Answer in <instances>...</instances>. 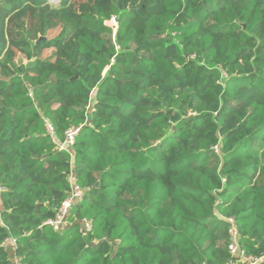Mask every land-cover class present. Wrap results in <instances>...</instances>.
<instances>
[{"label":"trees","instance_id":"trees-1","mask_svg":"<svg viewBox=\"0 0 264 264\" xmlns=\"http://www.w3.org/2000/svg\"><path fill=\"white\" fill-rule=\"evenodd\" d=\"M50 3L0 0V264H264V0Z\"/></svg>","mask_w":264,"mask_h":264},{"label":"built area","instance_id":"built-area-1","mask_svg":"<svg viewBox=\"0 0 264 264\" xmlns=\"http://www.w3.org/2000/svg\"><path fill=\"white\" fill-rule=\"evenodd\" d=\"M49 1L52 3V2H56L57 0L55 1L49 0ZM109 23L112 24L110 28H112L114 31L116 28L115 20L112 19L109 22H106V24H109ZM46 129L49 133L52 132V128L48 124L46 125ZM78 131H79L78 129H72L66 132L65 142L62 144V148H68L73 145L74 136L77 134ZM1 191L2 190L0 188V192ZM82 196H83V192L81 191V189L72 183L71 195L61 204L59 210L56 213L55 218L45 222L44 225L50 226L53 230H58V229L66 227L67 226V221H66L67 216H68V213L72 205L81 201ZM229 222L233 224L232 220H229ZM83 226L85 230L87 231L91 229V225L89 221L84 220ZM8 242H10L14 247L15 240L13 238H10ZM228 250H229L231 258L236 260V262L230 263V264H260L263 261V259L254 258V257L246 255V253L242 250L241 246L239 245L238 234L234 227H232L230 231V237L228 241ZM12 260H13V264H20L18 262V259L15 256H13Z\"/></svg>","mask_w":264,"mask_h":264},{"label":"rangeland","instance_id":"rangeland-1","mask_svg":"<svg viewBox=\"0 0 264 264\" xmlns=\"http://www.w3.org/2000/svg\"><path fill=\"white\" fill-rule=\"evenodd\" d=\"M55 1V0H54ZM51 4V6H57V3L56 2H54V3H50ZM108 27H110V26H112V24L111 23H109V24H106ZM114 27V26H113ZM114 32V31H113ZM53 36H55V34H52V35H50L49 37L50 38H52ZM51 55V50H45L44 52H43V57L44 58H47V57H49Z\"/></svg>","mask_w":264,"mask_h":264},{"label":"water","instance_id":"water-1","mask_svg":"<svg viewBox=\"0 0 264 264\" xmlns=\"http://www.w3.org/2000/svg\"><path fill=\"white\" fill-rule=\"evenodd\" d=\"M52 3H54V2H52ZM41 40H45V38H44V37H41V38L37 41V43H38L39 41H41Z\"/></svg>","mask_w":264,"mask_h":264},{"label":"crops","instance_id":"crops-1","mask_svg":"<svg viewBox=\"0 0 264 264\" xmlns=\"http://www.w3.org/2000/svg\"><path fill=\"white\" fill-rule=\"evenodd\" d=\"M11 247H13V245L11 244ZM13 249V248H12Z\"/></svg>","mask_w":264,"mask_h":264}]
</instances>
